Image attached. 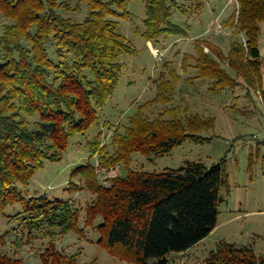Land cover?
Listing matches in <instances>:
<instances>
[{
    "label": "trees",
    "instance_id": "16d2710c",
    "mask_svg": "<svg viewBox=\"0 0 264 264\" xmlns=\"http://www.w3.org/2000/svg\"><path fill=\"white\" fill-rule=\"evenodd\" d=\"M78 1L88 8L81 22L61 13L80 11L79 4L72 9L66 0H0V15L11 21L0 35V212L21 203L22 224L31 236L35 230L45 229L52 238L56 229L62 235L74 231L84 236L80 209L72 201L25 200L19 184L28 185L46 161L61 160L70 140L92 128L99 119L98 108L118 86L121 56L133 51L116 20L130 17L124 8L131 0ZM237 2L238 10L224 24L240 38L227 55L220 49L216 53L220 60H228V67L244 80L245 88L261 94L264 105V54L260 50L264 0ZM116 5L124 9L122 13ZM178 8L177 0H147L141 35L153 42L169 35L186 36L187 30L173 22ZM50 43L56 49L57 62L51 56ZM196 49L197 78L210 79L214 93L227 88L235 91L239 84L222 62L206 53L203 43ZM172 77L162 75L156 97L140 106L128 126L115 130L112 154L99 141L91 146V153L99 155L100 168L123 164L127 176L113 178L105 186L96 166L86 164L73 174L82 184L70 183V189L86 188L96 196L87 208L86 225L94 226L98 217L103 219L95 227L101 236L99 243L113 256L133 264H149L152 259L156 264H171L170 254L185 253L207 238L217 226L222 191L228 183L221 163L208 168L200 162H187L162 173L131 169L135 153L164 157L188 139L196 143L211 140L201 134L213 128L214 120L204 121L192 114L182 118L180 106L166 109L155 119L145 116L149 106L173 101L178 77L175 73ZM184 110L188 113V108ZM35 117L32 123L30 118ZM260 146L264 141L258 140ZM5 238H0V245ZM41 258L43 264H81L78 255H64L52 241ZM256 263L251 249L228 243H221L206 262ZM0 264L24 262L0 251Z\"/></svg>",
    "mask_w": 264,
    "mask_h": 264
},
{
    "label": "rangeland",
    "instance_id": "374dc122",
    "mask_svg": "<svg viewBox=\"0 0 264 264\" xmlns=\"http://www.w3.org/2000/svg\"><path fill=\"white\" fill-rule=\"evenodd\" d=\"M72 9L78 0H66ZM109 1V0H103ZM180 8L174 11L173 22L187 30L186 36L169 35L159 41H148L141 35L147 17V0L128 1L126 7L115 9L122 13L128 11L130 17H117L119 31L133 46V51L121 56L123 70L114 95L106 104L98 108V121L86 134H78L69 142L63 158L59 161H46L28 185L19 184L25 198L46 197L49 200L72 201L80 209V228L84 236L72 231L65 235L48 236L47 230H35L32 236L22 224V204L17 203L0 212V238L6 235L0 251L11 257L22 259L24 264H43L41 254L49 248L51 241L64 255L79 256V263L97 264H133L113 256L99 240L96 226L103 222L96 219L94 226L86 225L87 208L96 196L88 189L76 191L70 189L74 172L81 166H96L102 185H110L116 177H126L128 171L123 164L109 170L99 167V155L91 153L93 143L99 141L110 154L113 153V134L116 129L123 130L130 124L140 106L153 100L158 93V84L162 75L178 81L174 87V99L169 103H156L145 109L149 119L158 118L166 109L180 106L181 116L199 115L204 121L214 120V126L201 135L210 137L204 143L190 139L177 146L164 157L132 155L131 169L148 173H162L176 170L187 162H200L208 168L222 164L228 178L219 206L217 226L212 233L185 253H172L168 256L171 264H206L221 243L240 248H249L257 258L256 264L264 259V146L258 147L255 135L264 136V105L261 94L245 88V82L238 78L237 72L228 67V60H220L217 50L227 55L231 44L237 41L232 27L226 22L237 10V0H177ZM79 12L63 11L66 17L83 21L88 13L87 4H79ZM185 11V12H184ZM11 24L0 15V35L4 27ZM264 30V26L262 27ZM205 45V52L222 62L239 84L234 91L227 88L220 93L211 90L213 82L208 78H197L195 67L197 44ZM216 49L208 47V43ZM52 58L58 56L54 45L49 44ZM164 54L158 59L155 51ZM260 50L264 54V34L260 37ZM188 108V113L184 112ZM165 118H170L166 115ZM37 117L30 118L34 123ZM152 259L149 264H156Z\"/></svg>",
    "mask_w": 264,
    "mask_h": 264
},
{
    "label": "built area",
    "instance_id": "2783aa9c",
    "mask_svg": "<svg viewBox=\"0 0 264 264\" xmlns=\"http://www.w3.org/2000/svg\"><path fill=\"white\" fill-rule=\"evenodd\" d=\"M155 54L157 55V58H158V59H162L164 53H163L161 50L157 49V50L155 51ZM254 139L264 141V136L255 135V136H254Z\"/></svg>",
    "mask_w": 264,
    "mask_h": 264
},
{
    "label": "crops",
    "instance_id": "0c3cea01",
    "mask_svg": "<svg viewBox=\"0 0 264 264\" xmlns=\"http://www.w3.org/2000/svg\"><path fill=\"white\" fill-rule=\"evenodd\" d=\"M215 45V44H214Z\"/></svg>",
    "mask_w": 264,
    "mask_h": 264
}]
</instances>
